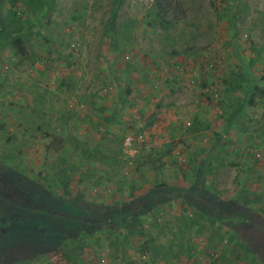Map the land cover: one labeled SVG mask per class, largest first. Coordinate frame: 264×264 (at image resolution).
Masks as SVG:
<instances>
[{"label": "rangeland", "instance_id": "1", "mask_svg": "<svg viewBox=\"0 0 264 264\" xmlns=\"http://www.w3.org/2000/svg\"><path fill=\"white\" fill-rule=\"evenodd\" d=\"M170 1L167 31L147 25L153 0H123L110 32L113 0H54L49 17L30 18L27 58L0 47V164L9 183L36 204L51 187L123 211L117 238L100 226L80 264H249L230 228L211 224L186 196L200 185L229 201L244 186L264 209V98L224 133L223 103L242 93L226 100L222 87L209 100L201 87L232 71L264 90V0ZM10 9L0 3V16ZM180 59L182 70L173 69ZM139 133L149 148L126 157L124 136ZM213 145L224 149L209 165ZM142 195L131 215L126 203ZM128 225L134 236H125ZM240 233L249 238L246 227ZM147 236L165 259L141 253L136 237ZM27 264L65 263L46 255Z\"/></svg>", "mask_w": 264, "mask_h": 264}, {"label": "trees", "instance_id": "2", "mask_svg": "<svg viewBox=\"0 0 264 264\" xmlns=\"http://www.w3.org/2000/svg\"><path fill=\"white\" fill-rule=\"evenodd\" d=\"M122 1L113 0L107 22V29L110 32L114 31L115 16ZM3 2H6L11 9L5 17L0 16V47L9 48L12 56L27 58L24 47L25 37L28 36L29 29L35 26L30 18L37 21L41 17H49L54 10V0H0V3ZM174 9L176 8H173L170 0H153L146 11L149 18L147 25L167 31L170 24L167 18L174 12ZM25 24L28 28L26 30L24 29ZM183 66V60L180 59L173 64L172 68L182 70ZM229 74V77L223 78L220 83H213L210 88L204 84L201 86L202 89H207L203 96L209 100H212L213 96H218L222 87L225 99L235 91L242 93L241 100L238 99L233 104L223 103L224 133L231 128L240 129L246 108L255 106L256 98H264V90L256 84L252 85L251 80L244 78L240 72L231 71ZM175 75H172L173 79ZM164 84H168V79L164 81ZM197 130L194 124L189 128V131L194 133ZM250 138H252L251 135H248L247 139ZM217 146L213 145L207 153L209 165L210 161L224 149L223 147L215 149ZM179 150V152L182 151L181 148ZM206 164L205 159L200 161L196 165V172H202ZM6 168L0 164V241H3L0 247V264H27L34 258L46 255H59L65 264H80L83 251L89 247L98 228L104 227L108 232V237L114 235L117 238L120 220L123 219L118 217V214L123 212L121 209L114 210V207L88 201L82 195H73L67 199L59 197L51 187L41 189L43 200L37 204L32 203L26 197H21L19 189L9 183ZM155 188H163L161 193L168 190L164 184ZM243 190L244 186L232 200L222 201L198 185L188 189L186 197L192 196L196 202L198 214L205 216L211 224L218 221L230 228L249 264H264V209L256 207L259 200L254 197L250 201ZM145 198L142 195L126 203L127 206L132 205L135 208L131 215L138 216L137 208H142L140 205ZM205 203L208 209L202 207ZM128 227L125 236H134L135 229L130 225ZM242 227L248 229L249 238L244 239L245 236L243 237L240 233ZM221 228L222 226H217L216 233H219ZM139 236H142V233ZM147 237V239L136 237L140 243L141 253L150 255L153 259L158 256L165 259L164 251L159 250L156 253L157 249L153 246L154 240ZM254 240L258 248L253 247ZM172 256L176 257L175 254Z\"/></svg>", "mask_w": 264, "mask_h": 264}, {"label": "built area", "instance_id": "3", "mask_svg": "<svg viewBox=\"0 0 264 264\" xmlns=\"http://www.w3.org/2000/svg\"><path fill=\"white\" fill-rule=\"evenodd\" d=\"M150 140L143 133L139 134H127L122 141V151L126 157L133 158L141 150H147L149 148Z\"/></svg>", "mask_w": 264, "mask_h": 264}]
</instances>
